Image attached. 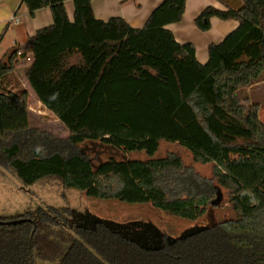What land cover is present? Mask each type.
I'll return each instance as SVG.
<instances>
[{"label": "trees", "instance_id": "obj_1", "mask_svg": "<svg viewBox=\"0 0 264 264\" xmlns=\"http://www.w3.org/2000/svg\"><path fill=\"white\" fill-rule=\"evenodd\" d=\"M91 1L73 0L70 22L64 0H21L31 17L50 10L52 25L26 41L25 79L68 136L49 151L33 141L28 92L3 85L24 56L17 48L0 60V163L25 187L56 179L88 199L149 204L194 222L215 201L212 187L177 155L158 156L161 143L174 144L193 163L212 166L234 217L169 242L39 211L27 215L31 223L0 226V264H264V124L259 106L241 96L264 82V0L202 11L194 21L201 32L212 18L238 23L208 45L205 64L166 28L181 21L186 0H164L141 29L117 17L97 20ZM88 143L143 158L94 165L79 150Z\"/></svg>", "mask_w": 264, "mask_h": 264}, {"label": "rangeland", "instance_id": "obj_2", "mask_svg": "<svg viewBox=\"0 0 264 264\" xmlns=\"http://www.w3.org/2000/svg\"><path fill=\"white\" fill-rule=\"evenodd\" d=\"M13 50H10L11 53ZM20 53H23L24 56H20V54L17 56L13 70L4 79L3 85L6 92L19 94L24 89H28L31 93V96L28 93L29 130L34 132L36 140L33 141L35 144L49 151L54 145L52 141H64L68 132L51 112L38 105L25 79L30 54L25 50V47L20 49ZM4 54H6V50L0 47L1 60L4 59ZM261 89H254L250 93L248 88L240 95L242 97L247 95L248 98L255 100L262 106L258 118L264 124V89ZM63 149L64 152L72 151L68 147ZM79 150L94 165L105 161L110 156L116 159L143 158L142 154L125 156L116 150L101 147L99 144L88 143L80 146ZM170 153L180 157L185 167L193 168L195 173L211 184L212 199L215 201L212 206L208 207L205 215L194 222L173 218L149 204L131 206L117 201L103 202L88 199L83 192L64 189L56 179H45L30 187H25L8 168L5 160L0 163V219H8L6 221L28 219V214L31 215L39 211L48 213L57 211L64 218L71 216L92 217L107 222L119 228L120 232L134 238L152 234L159 238L163 236L165 240L170 242L233 218L234 214L227 202V193L219 189L216 183L212 181V166L193 163L191 155L178 145L161 143L158 156L163 157Z\"/></svg>", "mask_w": 264, "mask_h": 264}, {"label": "crops", "instance_id": "obj_3", "mask_svg": "<svg viewBox=\"0 0 264 264\" xmlns=\"http://www.w3.org/2000/svg\"><path fill=\"white\" fill-rule=\"evenodd\" d=\"M163 1L92 0L91 7L97 20L107 21L110 18L117 17L123 19L132 28L141 29L152 11ZM230 1L186 0L185 11L181 21L166 27L172 32L177 43H191L193 45L195 57L200 64H205L208 61V45L220 43L229 33L237 28L238 23L234 20L221 21L212 18L210 20V30L201 32L196 28L194 21L205 8L213 7L224 11L228 7V4H230ZM64 6L68 20L72 22L74 14L73 0H64ZM52 23V16L48 8L37 11L31 17L26 7L21 3V0H0V47L5 49L6 53L17 48L22 49L25 47L27 39L34 36L36 31L48 27ZM257 88H262L261 90H263L264 82L249 88V92L251 93ZM24 90L28 91V89ZM29 94L31 96V93ZM249 101L250 103L259 105L253 99L249 98ZM37 103L43 107L39 102ZM261 108L262 106L259 105V112Z\"/></svg>", "mask_w": 264, "mask_h": 264}, {"label": "water", "instance_id": "obj_4", "mask_svg": "<svg viewBox=\"0 0 264 264\" xmlns=\"http://www.w3.org/2000/svg\"><path fill=\"white\" fill-rule=\"evenodd\" d=\"M29 222L31 223L32 221L29 219H16V220H9V221H0V226H14V225H18V224H23ZM106 224H108L107 222H105Z\"/></svg>", "mask_w": 264, "mask_h": 264}, {"label": "flooded vegetation", "instance_id": "obj_5", "mask_svg": "<svg viewBox=\"0 0 264 264\" xmlns=\"http://www.w3.org/2000/svg\"><path fill=\"white\" fill-rule=\"evenodd\" d=\"M96 222L95 218L93 219L92 217H87L84 219V221H82V223H84L83 225H87V226H92V223Z\"/></svg>", "mask_w": 264, "mask_h": 264}]
</instances>
